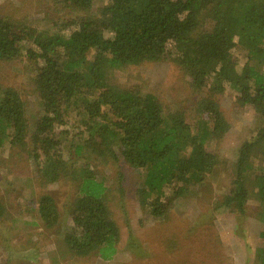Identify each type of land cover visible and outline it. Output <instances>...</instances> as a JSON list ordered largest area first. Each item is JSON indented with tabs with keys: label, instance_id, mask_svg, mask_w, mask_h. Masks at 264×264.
<instances>
[{
	"label": "trees",
	"instance_id": "1",
	"mask_svg": "<svg viewBox=\"0 0 264 264\" xmlns=\"http://www.w3.org/2000/svg\"><path fill=\"white\" fill-rule=\"evenodd\" d=\"M53 1L72 13L67 34L0 14V61L25 58L41 100L43 114L30 137L41 178L55 182L75 172L62 153L66 114L75 105L86 116V137L75 151L103 160L119 154L141 175L140 205L154 218L166 217L191 185L219 163L207 144L228 132L216 96L229 86L235 102L250 106L260 123L256 135L237 149L232 186L218 205L227 212H245L249 159L254 152L264 157V0H108L95 15L87 14L93 0ZM162 58L180 67L194 92H206L193 117L164 113L155 95L106 80L108 69ZM26 137L23 100L11 87L0 89V145L6 140L25 147ZM77 174L72 227L63 239L75 255L96 251L109 259L120 233L106 187L87 168ZM253 185L263 220L264 166ZM37 213L45 226L57 223L51 195L38 198ZM4 215L0 202V219ZM254 264H264V246L255 249Z\"/></svg>",
	"mask_w": 264,
	"mask_h": 264
},
{
	"label": "rangeland",
	"instance_id": "2",
	"mask_svg": "<svg viewBox=\"0 0 264 264\" xmlns=\"http://www.w3.org/2000/svg\"><path fill=\"white\" fill-rule=\"evenodd\" d=\"M107 2L93 0L87 14L95 15ZM0 14L32 22L38 30L67 34L72 28L67 26L72 13L53 0H0ZM92 56L89 54L90 59ZM239 57L244 62V54ZM106 80L120 87L137 86L142 94L155 95L164 113L178 111L190 117L195 114L197 100L206 95L204 90L194 92L190 78L168 58L108 69ZM7 87L15 89L24 102L27 137L25 147L12 146L6 140L0 145V202L5 207L0 219V264H254L255 249L264 246L262 205L254 196L253 185L254 176L264 166L263 156L254 152L249 159L246 186L250 197L245 212L231 213L218 206L232 186L237 149L253 138L260 126L250 106L235 102L232 88L227 86L216 96L228 132L207 144L219 163L191 185L166 217L154 218L137 199L141 175L122 159L117 148V158L107 160L75 151V145L86 137V116L75 105L68 108L67 136L62 140L63 157L75 172L55 182L41 178L30 137L43 110L25 58L0 61V89ZM82 168L103 181L108 207L119 228L116 252L109 259H102L96 251L75 255L63 239L72 227L70 212L78 197L77 173ZM44 193L52 196L58 210V221L52 227L45 226L37 213L38 198ZM230 238L244 243L246 258L239 257Z\"/></svg>",
	"mask_w": 264,
	"mask_h": 264
},
{
	"label": "crops",
	"instance_id": "3",
	"mask_svg": "<svg viewBox=\"0 0 264 264\" xmlns=\"http://www.w3.org/2000/svg\"><path fill=\"white\" fill-rule=\"evenodd\" d=\"M229 241L233 242V244L235 245L236 248L234 250H239V254H240L239 257H241V259L246 258V255H245L246 249H245L244 243L240 239H234V238H230ZM260 247H263V246H260Z\"/></svg>",
	"mask_w": 264,
	"mask_h": 264
}]
</instances>
